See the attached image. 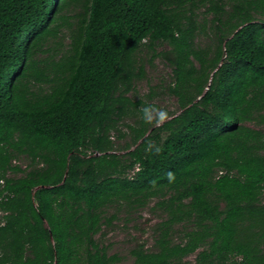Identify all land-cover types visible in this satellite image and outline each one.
<instances>
[{
	"label": "trees",
	"instance_id": "1",
	"mask_svg": "<svg viewBox=\"0 0 264 264\" xmlns=\"http://www.w3.org/2000/svg\"><path fill=\"white\" fill-rule=\"evenodd\" d=\"M82 1L0 0V264H114L94 239L115 219L102 209L149 196L164 197L171 217L156 250L132 251L135 264L196 253L198 264H264V131L251 126L264 122V0H87L72 51L41 58ZM203 8L217 37L207 50L195 44ZM158 43L181 110L153 130L143 121L128 163L89 157L112 149L136 54ZM148 141L163 151L146 152ZM20 155L28 170L13 165ZM181 222L193 228L175 244Z\"/></svg>",
	"mask_w": 264,
	"mask_h": 264
},
{
	"label": "rangeland",
	"instance_id": "2",
	"mask_svg": "<svg viewBox=\"0 0 264 264\" xmlns=\"http://www.w3.org/2000/svg\"><path fill=\"white\" fill-rule=\"evenodd\" d=\"M86 1L83 0L75 10H70L67 13L70 24L62 25L56 34L50 36L41 52V58L53 62L72 51L74 36L80 31L81 16L84 14ZM186 11H188V13L186 12L187 15L191 16L192 10L188 8ZM194 11L195 20L199 26L196 46L204 50L215 47L217 43L216 30L210 23L213 15H206L204 8L194 9ZM203 27H207L206 32H204ZM168 49L169 46L165 43H158L155 49H151L146 44L136 54L134 78L130 83L131 89L125 94V97L130 100L126 115L121 118L115 117L118 123L109 133L112 149L106 152L90 149L89 157H100L108 153L109 155H116L119 160L128 163L130 160L129 153L136 146L134 142L135 130L140 129L143 122L140 112L141 105L154 104L165 108L171 116L181 110L178 97L171 93V88L175 86L176 81L173 67L163 55ZM39 87L41 86L37 85L34 89L38 90ZM43 88L47 89L48 86H43ZM251 126L264 131V122L261 117H258ZM156 127L151 124L150 128L153 130ZM13 165L28 170L32 167V161L29 157L20 155L14 160ZM23 175L24 173H9L8 176L13 178ZM133 175L132 171H128L124 177ZM170 196L171 194H168L166 198L168 199ZM138 199L140 198L134 197L132 201L115 199L102 209V221L107 222L113 217L115 219L110 225L104 223L105 225L94 236V239L101 246L106 247L109 255L118 257L119 260L114 264H135L132 251L140 245L145 246L148 251L156 250L157 240L162 233L161 229L164 230L163 224L171 217L166 206H159L164 197L149 196L141 199L142 201H137ZM191 225L192 223L188 222L173 225L170 233L172 241L175 244L184 242L185 233L193 228ZM181 264H198L197 253L186 258Z\"/></svg>",
	"mask_w": 264,
	"mask_h": 264
},
{
	"label": "clouds",
	"instance_id": "3",
	"mask_svg": "<svg viewBox=\"0 0 264 264\" xmlns=\"http://www.w3.org/2000/svg\"><path fill=\"white\" fill-rule=\"evenodd\" d=\"M140 112L142 114L141 118L143 119L144 123L152 124L157 127L162 126L164 123L168 122L172 118V116L170 115L167 109L158 107L154 104H142L140 108ZM145 151L148 153L154 154V155H159L163 151V148L160 144H157L155 141H148ZM37 165L43 166V163L39 161ZM140 170H141V166L140 164H137L132 170H128V171L133 172L134 174L133 176H129V177L123 176V177L128 178L130 180H134L137 176V173ZM221 172H224V171H221ZM217 176H221L219 175V172ZM166 178L169 182H174L175 174L172 171H169L166 173ZM0 216H1V213H0Z\"/></svg>",
	"mask_w": 264,
	"mask_h": 264
},
{
	"label": "built area",
	"instance_id": "4",
	"mask_svg": "<svg viewBox=\"0 0 264 264\" xmlns=\"http://www.w3.org/2000/svg\"><path fill=\"white\" fill-rule=\"evenodd\" d=\"M220 173H221L220 175L224 174V172H220ZM2 184L4 185V181H2Z\"/></svg>",
	"mask_w": 264,
	"mask_h": 264
}]
</instances>
